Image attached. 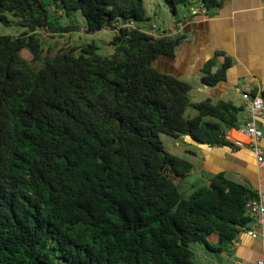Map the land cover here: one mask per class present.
<instances>
[{
	"label": "trees",
	"instance_id": "16d2710c",
	"mask_svg": "<svg viewBox=\"0 0 264 264\" xmlns=\"http://www.w3.org/2000/svg\"><path fill=\"white\" fill-rule=\"evenodd\" d=\"M165 1L178 17L226 0ZM74 11L88 33L114 32L113 54L96 42L45 51L39 29L84 28L61 22ZM149 22L145 0H0V25L23 30L0 34V264H195L196 246L225 252L254 225L246 183L219 173L188 196L176 183L194 164L160 135L239 149L227 132L244 107L192 102L189 82L155 66L182 34L157 37ZM216 57L209 87L231 68L225 57L212 72Z\"/></svg>",
	"mask_w": 264,
	"mask_h": 264
},
{
	"label": "crops",
	"instance_id": "0c3cea01",
	"mask_svg": "<svg viewBox=\"0 0 264 264\" xmlns=\"http://www.w3.org/2000/svg\"><path fill=\"white\" fill-rule=\"evenodd\" d=\"M171 31L170 35L173 37L182 34L176 57H163L160 65L162 70L157 68L182 80L199 76L197 90L204 94L207 102L216 104L225 101L236 107L243 106L239 121L245 123L249 114L244 93L249 89L264 91V0H226L213 13L196 6L184 13L180 22L176 23V28ZM217 53L220 55L216 57ZM214 57L217 66L212 68V72L217 71L225 62V57H229L232 63L226 80L215 87H209L203 82V70ZM239 96L242 97V104L235 102ZM262 129L264 132V124ZM234 132L239 135L241 133L240 136L245 138L239 129H231L227 132V137L232 142L242 139L235 137ZM176 141L179 147L177 151L194 159V163L189 160L194 164L193 171L176 180L180 185L185 183L189 193L198 184H209L211 177L219 173H225L229 178L244 182L257 192L264 193V168L259 169L255 156L249 149L211 147L187 136ZM262 144L264 147V139ZM253 228L254 225L243 229L238 239L228 246V250L219 254L196 246L195 264H257L264 258L263 242L252 236Z\"/></svg>",
	"mask_w": 264,
	"mask_h": 264
},
{
	"label": "rangeland",
	"instance_id": "374dc122",
	"mask_svg": "<svg viewBox=\"0 0 264 264\" xmlns=\"http://www.w3.org/2000/svg\"><path fill=\"white\" fill-rule=\"evenodd\" d=\"M145 7L147 11V15L150 18L149 24H151L152 28L155 29V34L157 35H168L171 33L172 28H176V16H174L173 12L171 11L170 7L168 6L167 2L165 0H145ZM178 11V17L180 20L183 18L184 13L190 12V8L180 5L177 7ZM58 16L65 17V15L61 12L58 13ZM61 22L63 24H66L67 22L75 23L80 26H84V28L79 32H72L70 34H66L62 37L59 36H52L49 30L46 28L39 29L38 33L40 35V38L43 42V47L45 51H48L49 49L53 48L54 50H60V49H66L68 47L72 46H82L91 42H96V44L100 47L99 52L102 55L110 56L114 52V47L110 45V42L113 39L114 32H112L110 29H105L100 32H96L94 34H90L87 32L85 28V19L82 16L80 11H74L70 17L62 18ZM155 27V28H154ZM23 30L17 27H11L6 28L2 25H0V34H14L19 35ZM27 56V54H26ZM163 57H160L158 60L159 62H156L155 65L159 69L161 68V61H163ZM164 67V66H162ZM165 71V70H163ZM188 80L190 84L192 85L193 89L190 92V98L192 102L197 101H208L203 93L198 92L197 85L199 83V76L194 77L192 79H184V81ZM236 94L238 92L235 91ZM234 93V94H235ZM235 102H239L242 104V97L239 96L235 100ZM243 114V113H242ZM187 115L189 116H195L196 111L193 109H190L187 111ZM161 140L163 141V144L167 151L185 157L186 159L192 161L194 163V159L192 157H189L187 155L179 153L178 146H177V139L166 135L161 134L160 135ZM183 146V145H182ZM235 178V177H233ZM201 184H198L196 187H199ZM181 191L184 194V196H188L190 191H187L185 183H182Z\"/></svg>",
	"mask_w": 264,
	"mask_h": 264
},
{
	"label": "built area",
	"instance_id": "2783aa9c",
	"mask_svg": "<svg viewBox=\"0 0 264 264\" xmlns=\"http://www.w3.org/2000/svg\"><path fill=\"white\" fill-rule=\"evenodd\" d=\"M201 9L205 11L202 6ZM155 29L152 28L151 33L155 34ZM155 35L157 37L171 36L170 33L168 35ZM252 81H255V79ZM252 92L254 91L249 89L244 93V101L248 110L249 119L239 128V131L244 134L246 140H237L235 144L238 147L249 149L255 156L259 169H262L264 168V147L262 144L264 139V132L262 129L264 124V100L260 90H257L255 95H253ZM258 122H261V126ZM247 209L255 219L251 234L253 237L262 240L264 257V193L258 191V198L249 201ZM257 264H264V258Z\"/></svg>",
	"mask_w": 264,
	"mask_h": 264
},
{
	"label": "water",
	"instance_id": "95a60500",
	"mask_svg": "<svg viewBox=\"0 0 264 264\" xmlns=\"http://www.w3.org/2000/svg\"><path fill=\"white\" fill-rule=\"evenodd\" d=\"M177 18H179V17H177ZM93 34V33H92ZM240 124V126H243L244 125V122H241V123H239ZM258 124L261 126V122H258ZM224 136L226 135V134H223Z\"/></svg>",
	"mask_w": 264,
	"mask_h": 264
},
{
	"label": "bare ground",
	"instance_id": "6f19581e",
	"mask_svg": "<svg viewBox=\"0 0 264 264\" xmlns=\"http://www.w3.org/2000/svg\"><path fill=\"white\" fill-rule=\"evenodd\" d=\"M240 135H241V133H240ZM241 136H242V135H241ZM241 140H244V141H245V140H246V138H243V139H241Z\"/></svg>",
	"mask_w": 264,
	"mask_h": 264
}]
</instances>
